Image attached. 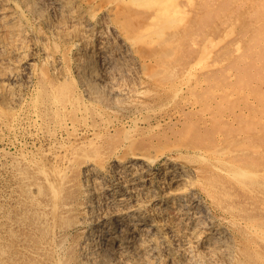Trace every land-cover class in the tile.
<instances>
[{"label": "bare ground", "instance_id": "6f19581e", "mask_svg": "<svg viewBox=\"0 0 264 264\" xmlns=\"http://www.w3.org/2000/svg\"><path fill=\"white\" fill-rule=\"evenodd\" d=\"M255 5L256 29L252 36L247 37L246 55L257 54V47L249 45L256 42L257 38H264V0H255ZM180 11L175 0H0V110L7 107L12 111L11 117H5L9 131L16 132L19 129L17 108L23 105L24 91L34 81L33 54L35 56V50L41 46L39 41L42 40L33 34V21L44 28L43 31L51 34L54 40H61L66 46L63 61L49 64L56 78L62 79L58 81L60 88L58 93L53 95L51 106L56 114L58 112L59 115H70L59 119V128L68 132L74 131L73 134H81V138L85 140L81 148L73 147L70 155L65 156L61 166L55 169V176L64 182L70 169L76 170L79 181L75 199L69 200L66 205L68 211H74L76 214L74 221L68 225L70 229L76 230V239L71 244L63 241L51 245L55 264L264 263V254L259 249V245L264 244V216H258L255 212V209L264 206V190L258 188L260 185L264 186V180L260 183L258 181L261 178L260 169L256 167L258 165H249L241 159L240 149L238 153H231L219 139L194 135L191 127L194 122H189L183 129L174 132H168L166 129L160 131V127L168 123L167 118L158 113L147 115L150 106L144 100L146 90L142 88L145 86L139 87V84L145 81L140 77L135 86L131 83L124 85L120 81L124 78L127 67L132 65L136 66V70L140 69V72L151 68L153 74H149L153 77L162 73L165 58L175 49L176 26L181 20ZM212 19L216 20L214 17ZM169 28L174 29L173 37L158 42L157 39ZM5 31L9 32V36L4 37ZM259 58L264 62V48L261 56L259 53ZM47 60L51 62L48 57ZM63 63L67 66L64 67ZM161 66L162 68H158ZM242 67L245 66H239L242 73L240 76L242 80L247 81V74H243L245 71ZM191 75L190 71L184 75L186 82L183 80L179 81L180 84L176 81L171 84L160 83L159 87L164 92L166 89L172 90L173 95L177 97L184 87H190L188 83ZM258 76L264 79V73H259ZM36 101L32 98L28 115L40 129L42 110L39 109L40 104L39 108L37 104H33ZM150 101L152 102V99ZM90 105L100 117L99 124H104L103 128H100L99 124H90ZM109 117L111 120L107 119ZM239 139L243 141L242 138ZM103 140L106 142V151L101 150L98 144ZM69 147H65L66 151ZM26 184L24 182V185ZM50 186L54 189L53 197H58L59 191L53 185Z\"/></svg>", "mask_w": 264, "mask_h": 264}, {"label": "rangeland", "instance_id": "374dc122", "mask_svg": "<svg viewBox=\"0 0 264 264\" xmlns=\"http://www.w3.org/2000/svg\"><path fill=\"white\" fill-rule=\"evenodd\" d=\"M175 1L179 4V8L181 10L179 13L181 20L177 24L178 27L176 26V31H177L176 36L178 38L175 36V38H176L175 43H174L175 49L172 50V53L169 56H167V58H165L166 61H165V64L163 65L164 68L161 71L162 73L159 75H154V77H153V76H150V74H149V73L153 72L151 70V68H148V70H146L147 69L146 68L143 70V72L142 71L140 72V69L136 70V66L134 67V65H132L133 67L132 66L127 67L128 70L126 69V71L124 73V78H122L120 81L124 85H126L127 83H131V84H134V86H135V85H137L136 82L138 83V80L141 77V80H144L146 82V83L144 82L143 84L140 83L139 87H141V86L143 87V85L145 86L142 88V89L146 90V92L144 94V98H145L144 100L147 101L146 103L149 104V106H150L149 107L150 113L148 112L147 115H153V114L158 113L159 115L162 114L167 118L168 123L166 125L161 126L160 131L161 130L164 131L166 129V131H168V132L169 131L174 132L177 129L178 130L183 129L187 123L194 122V123H192V126H191L193 128L192 132L194 135H198L200 137L202 135H205L209 138L219 139L220 141L223 142L224 145L226 144L225 146H227L229 148V150H231V153L232 152L238 153L240 151L239 155H240L241 159L248 162L249 165H251V166L258 165L256 167H259V169H260L259 170V177L261 176V178L258 180L260 183L261 180H264V173H262V171L264 172V154H263L264 153V104H263L264 103V79H260L258 75H259V73H264V62L262 60H260V58H259V53L261 56V52H263L264 38H257L256 42H253L251 45H249V46L255 45L257 47L256 50L259 51V52H255L257 54L253 53L252 55H246L247 47H248L247 46L248 45L247 37L249 35L252 36V32L256 29V27L254 25L256 22V18H255V14H254V11L256 9L255 0H252V3H251V0H247V1L246 0H240V1L239 0H236V1L235 0H217V1L216 0H175ZM248 1H249V3H248ZM235 2H237V3H235ZM247 4H248V6H247ZM251 7H254V8H251ZM191 9H193V10H191ZM234 11H236V12L234 13ZM192 13L194 15H192ZM220 13H222V14H220ZM205 14H206V17H205ZM213 17L216 18V20L212 19ZM219 17H221V18H219ZM209 18H211V20ZM230 18H232V19H230ZM262 18H264V16ZM262 18H260V19H262ZM200 21H202V22H200ZM219 21L222 23H220ZM262 21H264V20L262 19ZM194 22H195V24H194ZM236 23H237V25H236ZM35 24L36 23L33 21V34L35 35V37H39L40 40H42V41H39L41 46H39L35 50V51H37V52H35V56L33 54V63H34L33 66L34 67H33L32 80H34V81H33L32 85L30 87H28L27 89H25V91H24V97L23 98L25 100H23V103H22L23 105L20 106L19 108H17V113L19 114V122L17 123L18 124L17 127L19 129H17L16 132L9 131L8 127L6 126L7 123L5 121V117L6 118L8 116L11 117L12 111H9L10 109L7 107H2L3 110H0V114H1L0 120L3 121V122L0 121V127H2V128H0L1 129L0 130V188H1L0 189V191H1L0 192V198H1L0 199V222H1L0 223V233H1L0 234V264H43V263L44 264H55L53 252H51L52 251L51 245H53V243H59V242L62 243L63 241H67V243L71 244L73 242V240L76 239V234H77L76 230L70 229V227H69L70 224L72 223V220L74 221L76 214L74 211H68L66 209V205L71 200H73V198L75 199V196L77 194V191H78L77 188H78V184H79V181L77 180L78 179V176H77L78 172L76 170L71 171V169H70V171L68 173V176L70 178L67 176V180H66V182H64V180H60L59 177L57 178L55 176V169L57 167L61 166V163L64 160V157L70 155L73 147L81 148L82 147L81 144H82L83 140H85V139L81 138V136H82L81 134H73L74 131L68 132V131L61 130L59 128V125H60L59 119H61V117H64L65 115L60 114V115H62V116H60L58 112L56 114L55 110L51 106L52 100H53L54 96L58 93V89L60 88V84L58 81H61L62 79L58 80L56 78V76L53 73V70L51 69L52 66H50V65L54 61H57L59 63H60V61L61 62L63 61V58H65V55L63 53L64 52L66 53V50H65L66 46L63 44V42L61 40H57L56 38L55 39L57 41L54 40V37L51 34L49 35V33L43 31L44 28H41L39 25H37V24L35 25ZM34 26H36V27H34ZM214 26L217 29L216 28L214 29ZM223 26H224V28H222ZM228 27H229V29H228ZM187 28L190 30H188ZM40 29H41V31H40ZM172 30H174V29H172V28H171V30H170V28L167 29L165 34L163 36H161L160 39H157V41L158 42L159 41H166V40H168L169 37H173ZM34 31H36V32H34ZM194 31H195V33H194ZM208 32H209V35H208ZM4 33H6L5 36L3 35L4 37L9 36L8 31L7 32L5 31ZM44 33L45 34L47 33V34L45 35ZM203 33H204V35H203ZM237 34H239V35H237ZM196 35H197V38H196ZM40 36H42V37H40ZM52 37H53V39H51ZM242 37H244V38H242ZM42 38L46 39V40H43ZM188 38H189V41H188ZM219 39H220V41H219ZM112 40H114V39H112ZM191 40H193V41H191ZM200 40H201V43H200ZM58 41H61V42H58ZM241 41L242 42L244 41V43H242ZM235 43H237V44H235ZM184 44H186V45H184ZM176 45H177V47H176ZM59 47H60V49H59ZM237 47H239V48H237ZM225 49H227V50H225ZM200 50H201V52H199ZM61 52H62V54H61ZM46 53H47V55H46ZM48 54H50V55H48ZM185 55H186V59H185ZM202 55H204V56H202ZM50 56H52V57H50ZM201 56H202V58H201ZM47 57L49 58V61H51V62H48ZM52 58H53V60H52ZM193 58L194 59L196 58V60H194ZM43 59L47 60V61H44ZM223 60H225V61H223ZM42 61H44V62L42 63ZM37 63H40V64H37ZM64 63L66 64V62H64ZM64 63H63V66L66 67L67 65L65 66ZM168 64H169L170 68H168ZM184 65L186 67H184ZM189 66L190 67L193 66L191 68V70H190ZM239 66H245L242 68H244L243 71H245V72H243V74H247V77H246L247 81L242 80V76H240L242 73H241V69L239 68ZM158 68H162V66L158 67ZM179 68H180V70H179ZM132 69H133V71L131 72ZM175 69H176V71H175ZM188 69L192 73L191 80H189V83H188L190 85V87H188V88L184 87V89L177 96L178 98L180 97L179 99L173 95V93L171 92L172 90L169 91L168 89H166L164 92L163 90L160 89V87H159L160 83H163V84L170 83L171 84V82L174 83L176 81L180 84L179 81H183V80H184L183 82H186V80L184 79V77H185L184 75H186V73L189 72ZM239 69H240V71H239ZM41 70H43V71H41ZM181 70H184V71H181ZM128 72H129V74H128ZM167 77H168V79H167ZM36 78H37V80H36ZM149 79L151 80V82H149L150 81ZM40 81H42V82H40ZM37 82H40V83H37ZM156 83H157V86H156ZM36 84H38L37 87H35ZM33 85H34V87H33ZM49 85L51 87H49ZM36 88L37 89L39 88V89L37 90ZM48 88H49V90H47ZM32 91H34V92H32ZM161 91H162V93H161ZM50 92L54 93V94H51ZM150 92H152L153 94ZM156 92H158V93H156ZM171 95H173L172 99H170ZM158 97H159V99H158ZM32 98H33V101L37 100L35 103L33 102V104H37V107L40 104V106H39L40 108L39 107L38 108L40 110H42V112H41L42 120L40 122V124H41L40 129L41 130L37 127L38 125H36L34 123V120H33V122L30 120V115H28V109H29V106L32 102ZM150 98L152 99V102L150 101L151 100ZM43 103H45V104H43ZM166 106H167V108H165ZM25 107H27V108H25ZM48 107H49V109H48ZM216 108H217V110H216ZM88 109L92 115V117L90 118V124H99L98 120L100 117L95 114L96 112L94 111L93 107L90 105ZM211 110H212V112H211ZM213 111L215 112L214 114H213ZM208 112H210V114ZM52 113H53V115H52ZM56 115H58V116H56ZM206 115H207V117H206ZM69 116L66 115L64 118L69 117ZM47 117L51 121L49 119H47ZM45 118L47 121L45 120ZM2 119H4V120H2ZM25 119H27V120H25ZM107 119L111 120V117H109ZM201 119H202V121H201ZM46 122H48V123H46ZM101 125H102V127H101ZM176 125L178 126V128ZM99 126H100V128H103L104 124L100 123ZM50 131H52L53 134ZM7 134H9V135H7ZM236 134H237V136H235ZM14 135H16V137ZM63 135H64V138H63ZM255 135H256V137H255ZM216 136H218V137H216ZM231 137H233V138H231ZM234 137H236V138H234ZM238 137L242 138L243 141H241V139H239ZM6 140H8V141H6ZM19 140H20V142H19ZM71 140H73V141L71 142ZM229 141H230V143H229ZM76 143L78 145L80 144L79 147ZM98 144H99L101 150L106 151L105 150L106 149V142H104V140H103V142L99 141ZM243 144L246 146H244ZM251 144L254 146H252ZM21 145H22V147H21ZM68 146H70L69 147L70 149L68 151H66L65 147H68ZM231 146H232V149H230ZM235 146H237V147H235ZM18 148H19V150H18ZM30 148H31V150H30ZM49 148H51V149H49ZM245 148H246V150L244 151ZM233 149H235V150H233ZM12 150H13V153H12ZM61 151H62V153H61ZM64 151H65V153H63ZM57 152H59V153H57ZM249 152H250V154H249ZM240 153H242V154H240ZM2 154L4 156H2ZM5 156L8 159L5 158ZM19 156H21V157H19ZM41 157H42V159H41ZM26 158H27L28 162H27ZM36 161H38V162H36ZM49 162L51 164H49ZM20 163H21V165H19ZM52 164H54V166ZM40 165H42V166H40ZM41 168L43 170H41ZM69 174H71V175H69ZM48 181H49V183H48ZM24 182L27 183L26 184L27 186L24 185ZM44 183H45V185H44ZM59 183H61V185ZM49 184L53 185L57 189V191H59L60 194L61 193H63V194H61V195L59 194L58 197H53L52 191H54V189H52V186H50ZM8 185H10V186H8ZM11 185H12V187H11ZM32 185H34V186H32ZM42 186H43V188H42ZM258 188L259 189L261 188V190H264V186L262 187L260 185ZM68 190H69V192L67 193ZM65 197H66V199H65ZM18 198H19V200H18ZM14 199H15V201H14ZM31 201H33V202H31ZM33 204L36 206H34ZM52 206H54V208ZM6 207H8V208H6ZM258 209L257 210L255 209L256 214L258 216H264V214H263L264 213V211H263L264 206L261 209H259V210ZM25 211H26V213H25ZM61 212H63V213H61ZM67 216H68V218H67ZM25 217H27L28 220ZM67 221H69V222H67ZM38 223H39V225H38ZM8 226H9V228H8ZM10 226H12V227H10ZM20 229L22 231H20ZM33 229H34V231H33ZM11 230H13V231H11ZM68 230H69V232H68ZM19 239H21L22 242ZM38 240H39V242H38ZM18 241H20V242H18ZM20 244L22 246L23 245L24 246L22 247ZM261 244L259 245V249H260V251L262 250V253L264 254V244H262V245ZM31 246H32V248H31ZM261 246H262V248H261ZM14 251H16L17 253ZM1 257H2V260H1ZM23 257H24V259H23ZM21 260H23V261H21ZM32 261H34V262H32ZM259 262L260 261H256L254 264H264L263 262H260V263Z\"/></svg>", "mask_w": 264, "mask_h": 264}]
</instances>
